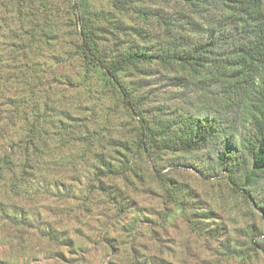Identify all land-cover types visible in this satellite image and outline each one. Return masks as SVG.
I'll use <instances>...</instances> for the list:
<instances>
[{
	"label": "rangeland",
	"instance_id": "rangeland-1",
	"mask_svg": "<svg viewBox=\"0 0 264 264\" xmlns=\"http://www.w3.org/2000/svg\"><path fill=\"white\" fill-rule=\"evenodd\" d=\"M20 1L18 16L13 5L4 6L11 0H0V126L6 112L14 111V102L35 101L40 119H48L49 113L58 119L68 112L63 119L86 125L83 135L97 139L93 144L100 139L101 146L89 152L83 146L62 148L45 140L38 172L52 190H41L27 201L8 200L15 204L13 213L27 211L28 220L20 226L0 218V264H264V215L253 202L264 198V172L250 184L244 178L252 170L250 158L242 161L237 146L228 151L243 164L230 175L222 166L209 165L217 160L219 147L158 150L154 155L110 147L109 137L134 143L141 122L104 77L88 71L77 56L82 18L91 23L100 18L95 22L100 47L111 52L147 45L145 37L160 41V20L174 15L208 28L224 16L221 2L208 0L204 7L180 0H121L117 10L112 0H45V9H56L47 13L37 3L33 8L32 2ZM172 27L185 35L192 32L189 25ZM23 75L26 78L19 80ZM121 80L132 89L142 87L136 99L146 117L155 119L168 118L156 111L163 106L167 113H223L233 99L209 86L204 72L194 76L158 62L126 71ZM188 81L187 86L179 84ZM47 97L55 109L48 114L43 110ZM242 116L237 109L231 118ZM4 126L14 144L23 147L21 122ZM1 138L3 145L6 139ZM93 153L104 155L108 170L94 162ZM47 229L64 241L50 239Z\"/></svg>",
	"mask_w": 264,
	"mask_h": 264
},
{
	"label": "trees",
	"instance_id": "trees-1",
	"mask_svg": "<svg viewBox=\"0 0 264 264\" xmlns=\"http://www.w3.org/2000/svg\"><path fill=\"white\" fill-rule=\"evenodd\" d=\"M44 1L22 0V2H32L30 7L37 3L42 7V11L47 13L56 10L50 7L45 9ZM180 1L194 2L205 7L208 0ZM219 1L223 7L221 10L223 9L224 16L208 28L200 27L194 21L188 22L182 16L162 17L161 20V17L157 16L160 25L164 28L160 41L153 43V39L145 37L147 45H133L111 52L100 47L98 39L100 29L95 23L100 18L94 19L95 25L89 21H83L82 18L79 21L80 30L76 33L80 43L77 46V56L88 71L97 72V76L104 77L120 103L136 114L141 122L136 140L131 143L132 145L116 142L109 137L110 147L116 146L126 153L132 152L133 147L134 150L139 149L153 155L158 150L189 152L198 151L207 146L213 149L219 147L221 151L217 160L209 163L211 168L222 166L230 175L238 171L239 166L243 164L241 160L250 158L252 170L244 178L252 184V178L264 172V8L262 0ZM11 2L12 4L4 6L13 5L14 14L19 16L21 1L11 0ZM112 3L117 10L118 5H122L121 0H112ZM4 23L7 28H10L11 23L6 21ZM176 25L180 28L189 25L191 34L185 35L174 30L172 26ZM54 34L57 33L54 32ZM29 37H34V34L30 32ZM153 62H158L162 66H175L194 76L204 72L209 77L211 84L209 86L214 85L227 94V97L233 98L231 104L227 105L223 113L212 109H199L192 112L176 109L167 113L163 106L158 107L156 111L159 114L168 115L167 119L146 117L147 111L141 109L140 100L136 99L138 97L135 94L142 87L132 89L125 86L121 76L126 71H138L142 65ZM25 78L23 75L19 77V80L22 81ZM29 78L35 80L32 73ZM1 81L2 78L0 83ZM189 82L185 85L183 82L179 84L183 87ZM26 84L29 86L30 82ZM43 106L47 114L55 110L48 97ZM12 107L14 111L6 112L7 116L2 119L3 125L0 126L1 139H6L3 141L4 144L0 145V218H7L12 225L26 226L27 211L13 213L15 204L8 200L27 201L36 198L46 189L52 190L48 184L44 183L38 172L43 161L41 155L47 147V142L69 149L77 145L83 146L91 152V147H99L100 139L93 144V141L97 139L83 135L81 130L83 128L87 131L86 125L74 124V119H63L68 117V112L60 113L58 119L51 118L50 113L48 119H40L41 117L36 114L38 110L35 101L14 102ZM237 109L241 110L242 119L231 118L232 113ZM31 115L34 117L31 118ZM15 117L18 119H14ZM15 120H19L23 125L21 129L23 147L14 144L11 134L7 131L9 127L5 129L4 126V124L12 126ZM233 146L239 147L242 153L241 160H238L235 152L228 151V148ZM93 154L94 162L106 168L104 155ZM124 156L126 161L123 163L127 165L130 161L126 155ZM231 182L238 190L243 191L236 180L231 179ZM59 187V185L56 187L57 192H60ZM246 192L248 194V191ZM248 196L250 197V194ZM253 202L264 215V198L254 199ZM45 234L54 241H64L55 230L47 229Z\"/></svg>",
	"mask_w": 264,
	"mask_h": 264
}]
</instances>
